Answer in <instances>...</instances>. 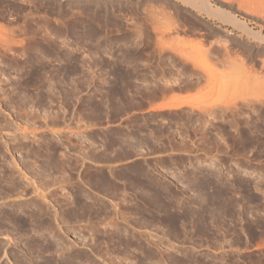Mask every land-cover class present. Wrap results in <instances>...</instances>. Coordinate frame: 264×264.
Returning a JSON list of instances; mask_svg holds the SVG:
<instances>
[{"label":"rangeland","instance_id":"obj_1","mask_svg":"<svg viewBox=\"0 0 264 264\" xmlns=\"http://www.w3.org/2000/svg\"><path fill=\"white\" fill-rule=\"evenodd\" d=\"M69 1L0 0V264H264V0Z\"/></svg>","mask_w":264,"mask_h":264},{"label":"bare ground","instance_id":"obj_2","mask_svg":"<svg viewBox=\"0 0 264 264\" xmlns=\"http://www.w3.org/2000/svg\"><path fill=\"white\" fill-rule=\"evenodd\" d=\"M183 3H185V4H187V5H189L192 9H194V10H196L197 11V14L198 15H200V14H204V15H206V16H208V17H213V18H216V19H218L219 21H222V22H224V23H227V24H229V25H231V26H233L234 28H236V29H238V30H240L245 36H246V39L248 38V37H256L255 36V33L253 32V31H251V29L249 28V27H247L244 23H243V21H241V20H239L238 19V17H236L233 13H231V12H229V11H227V10H225V9H223V8H221V7H213L212 5H211V3L208 1V0H181ZM258 1V0H257ZM260 1V3L259 4H261V1L263 2V0H259ZM258 1V2H259ZM57 2V1H56ZM83 2H85V1H83V0H79V1H69L68 2V4H82ZM95 4H97V5H105L106 4V0L104 1V0H95V1H93ZM247 2V1H246ZM246 2L244 1V0H237L236 1V3H237V5H239L240 7L241 6H244V5H246L247 6V4H251V3H253L254 4V2H256V0H253L252 2H251V0L249 1L248 0V2H247V4H246ZM258 2H256V3H258ZM86 3V2H85ZM256 3H255V5H256ZM252 4V7L254 6ZM257 5L258 6V8H259V6L260 5ZM59 5V4H58ZM83 5V4H82ZM251 6V5H250ZM261 6H263V9H264V2L261 4ZM245 7V6H244ZM249 7V6H248ZM245 9V8H244ZM263 11V10H262ZM261 17H262V15H261ZM211 30V29H210ZM220 34V33H219ZM252 38V39H253ZM258 38V37H257ZM256 38V39H257ZM255 39V38H254ZM222 40V39H221ZM221 43H222V41H221ZM223 43H225L224 41H223ZM226 44V43H225ZM223 45V44H222ZM224 46V45H223ZM225 46H227V45H225ZM3 47V46H2ZM10 48V47H9ZM257 50V49H256ZM44 57V56H43ZM27 58V57H26ZM25 60V59H24ZM25 64V63H24ZM29 65V64H28ZM37 74V73H36ZM2 81V80H1ZM24 81V80H23ZM22 81V82H23ZM45 81V80H44ZM21 82V81H20ZM40 82V81H39ZM42 82V81H41ZM27 83V82H26ZM26 83H23V85L24 84H26ZM46 83V82H45ZM44 84V83H43ZM49 84V83H48ZM35 85V84H34ZM25 86V85H24ZM27 86V85H26ZM1 90V89H0ZM41 95V94H40ZM44 96V95H43ZM42 97V96H41ZM44 99V98H43ZM23 101V100H22ZM162 104V103H161ZM164 104V103H163ZM169 105V104H168ZM162 106V105H161ZM164 106V105H163ZM174 107H176V106H178V104H174L173 105ZM155 107V106H154ZM153 107V108H154ZM159 107V106H158ZM20 108V107H19ZM169 108V107H168ZM21 109V108H20ZM156 109V108H155ZM22 110V109H21ZM55 117V116H54ZM54 119V118H53ZM7 125V124H6ZM26 134V133H25ZM130 141V140H129ZM134 143V142H133ZM18 144V143H17ZM140 144V143H139ZM22 145V144H21ZM141 145V144H140ZM138 146V145H137ZM82 154V153H81ZM84 154H86V153H84ZM87 156V155H86ZM14 158V157H13ZM84 158V157H83ZM56 165V164H55ZM211 165V164H210ZM9 166V165H8ZM10 168V167H9ZM5 169V168H4ZM10 170V169H9ZM4 171V170H3ZM14 172V171H13ZM9 173V172H8ZM7 175V174H6ZM12 177V176H11ZM13 178V177H12ZM13 181V180H12ZM17 183V182H16ZM31 185V184H30ZM189 185V184H188ZM198 185V184H197ZM203 186V185H202ZM202 186H200V187H202ZM195 187H197V186H195ZM204 187V186H203ZM26 188V187H25ZM198 188V187H197ZM13 189V188H12ZM203 189V188H202ZM11 190V189H10ZM14 190H15V188H14ZM22 190V189H21ZM27 190V189H26ZM193 190V189H192ZM12 191V190H11ZM201 191V190H200ZM195 192H197V191H195ZM151 193V192H150ZM199 193V192H198ZM215 194V193H214ZM211 197V196H210ZM163 198V197H162ZM159 199H161V198H159ZM162 200V199H161ZM164 200V199H163ZM212 200V199H211ZM149 201V200H148ZM155 201V200H154ZM166 201V200H165ZM25 202V201H24ZM152 202V201H151ZM32 203V202H31ZM170 203V202H169ZM159 204V203H158ZM162 205V204H161ZM155 206V205H154ZM158 207H160V206H158ZM166 207H167V205H166ZM167 209V208H166Z\"/></svg>","mask_w":264,"mask_h":264},{"label":"crops","instance_id":"obj_3","mask_svg":"<svg viewBox=\"0 0 264 264\" xmlns=\"http://www.w3.org/2000/svg\"><path fill=\"white\" fill-rule=\"evenodd\" d=\"M179 100H176V99H172L170 97H167L165 99H162V100H159L156 102L155 104V107H161V108H164V107H168L170 105H172L173 103L175 102H178ZM162 103V104H161ZM164 103V104H163ZM169 104V105H168ZM162 105V106H161ZM164 105V106H163Z\"/></svg>","mask_w":264,"mask_h":264}]
</instances>
